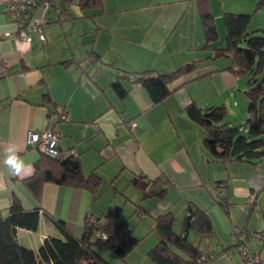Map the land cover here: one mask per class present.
<instances>
[{"label": "crops", "instance_id": "0c3cea01", "mask_svg": "<svg viewBox=\"0 0 264 264\" xmlns=\"http://www.w3.org/2000/svg\"><path fill=\"white\" fill-rule=\"evenodd\" d=\"M8 1L0 0V210L7 213L13 197L26 209L39 206L44 210L35 230L19 229V240L24 237L22 243L37 249L45 235L60 233L54 219H62L71 233L80 235L87 215L98 217L110 209L107 204L99 210L97 204L105 181L108 187L114 186L116 179L124 176L128 181L125 187L130 184L137 189V197L127 194L125 199V203L136 205L137 216L147 215L154 223L157 214L171 212L175 231L185 217L186 202L194 201L206 210L214 232L213 207L225 237L192 230L188 236L201 251L212 254L202 264H245L232 230L229 235L227 230L236 226L264 229V211L261 217L252 214L256 188L264 184V161L257 165L237 160L223 163L212 157L204 144L203 129L189 118L185 106L190 102L202 108L213 105V96L223 95L237 82L231 71L223 69L226 64L201 65V58L213 53L211 49L201 51L207 48L201 8L208 7L217 32L225 36L224 12L249 13V26L264 29V0H101L97 6L53 0L46 8L41 4L32 8V17L41 23L45 38L33 32L30 41L18 38ZM223 44L221 38L218 46ZM93 52L99 57L84 65ZM192 60H198L194 75L160 103H151L138 82L122 81L127 91L123 98L110 86L120 70L168 72ZM226 95L229 101L231 93ZM43 128L57 132L60 157L75 154L85 175L94 171L102 178L97 196L84 188L53 182L41 185L39 198L27 189L23 181L33 173L39 150L27 146L26 134ZM9 143L15 144L19 155L31 165L20 176L10 175L3 164ZM237 170L250 173L247 178L232 180L242 193L249 194L246 212L244 208L229 211L230 177ZM137 174L170 181L163 195L153 194L160 199L148 201L155 203L149 210L141 204L149 196H143L131 182ZM218 180L225 186L215 192ZM204 183L210 187V198L203 191L202 200ZM115 186L114 196L118 192ZM163 186L159 181L156 189ZM219 189L226 194V210L214 200ZM251 193L254 198L249 197ZM117 206L121 208L122 202L112 207ZM150 228L143 237L153 225ZM248 248L264 252V243L251 240Z\"/></svg>", "mask_w": 264, "mask_h": 264}, {"label": "trees", "instance_id": "16d2710c", "mask_svg": "<svg viewBox=\"0 0 264 264\" xmlns=\"http://www.w3.org/2000/svg\"><path fill=\"white\" fill-rule=\"evenodd\" d=\"M78 2L81 6H97L101 0ZM250 17L249 13L224 12V44L220 47L212 46L218 38L214 16L208 7L201 8L204 46L213 51L212 55L204 57L225 56L230 64L223 69L235 75L248 74L249 87L245 91L248 116L242 128L222 122L225 115L224 104L202 108L195 102H190L185 106L189 118L200 125L205 133L204 144L208 153L223 163L237 160L257 165L264 161V29L250 27ZM98 57L93 52L84 65ZM197 61L182 63L168 72L120 70L110 86L118 98H123L127 91L122 81L138 82L147 91L151 103H160L184 84L187 77L194 75ZM258 73L262 74L260 78L257 77ZM33 168V173L24 178L23 182L37 198L40 197L44 182L84 188L95 197L102 181L94 171L85 175L75 154L60 157L59 153L49 156L39 151V158L34 162ZM159 181L164 186L156 189ZM131 182L141 189L143 196H161L170 184L167 178H149L141 174L132 177ZM215 186L224 187L225 182L218 180ZM221 190L213 197L226 210L228 201ZM42 212L44 210L39 206L24 208L15 197L12 198L7 213L3 214L0 210V264H113L110 258L125 260L141 240L132 234L127 219L121 216V208L117 206L98 217L87 215L78 236L67 229L62 219H54L60 233L45 235L37 249H34L19 240L18 232L20 228L35 230ZM174 220L175 216L171 212L159 213L154 217L153 228L158 232L159 239L147 251L148 257L156 264H202L210 259L212 254L201 251L199 245L188 237L190 230L199 235L212 232L211 220L206 210L199 208L194 201H187L186 214L178 231L173 228ZM255 230L259 232L264 229ZM239 239L235 238L236 247L241 243ZM260 259L264 260V253Z\"/></svg>", "mask_w": 264, "mask_h": 264}, {"label": "rangeland", "instance_id": "374dc122", "mask_svg": "<svg viewBox=\"0 0 264 264\" xmlns=\"http://www.w3.org/2000/svg\"><path fill=\"white\" fill-rule=\"evenodd\" d=\"M221 38H224V33L221 34L218 32V38L215 41L214 44H212V46H218V42L219 40L221 41ZM203 46H201L202 48ZM210 49L205 48L202 49L201 51H206L207 53L209 52ZM205 62H212L213 64H215L216 66H222V65H229L230 64V60L228 58H226L225 56L222 57H211V58H204L203 60H201V65L204 64ZM223 66V67H226ZM236 78V86L232 87L231 89H228V93H231V98L229 99V101H227L226 98V94L227 92H225L223 95H215L213 97H215V100H212L211 103H213L214 105H220L221 103L224 102L225 104V115L223 116L222 122L223 123H229L231 125H236V126H240L242 128V124L244 123L245 119L248 116V99L246 96L245 91L248 89V74H241V75H235L233 74ZM261 73L257 74V77H261ZM211 104H208L207 106H210ZM206 107V106H205ZM202 138V136H201ZM205 171H207L206 169H204ZM254 171H257V169H255ZM250 173H247L246 170H241L239 172V170H237V174L236 175H231L230 177V200H231V204L229 205V211L233 212V210L237 209H241L244 210L243 211H247L249 209V207H246V205H250V203L247 201L248 199V195L247 193H242L239 190V186L236 185V183H232V180L234 178L237 179V177H249ZM124 176H121L120 178H117L115 181L114 186L117 184V186H115L118 192H116V195L114 196L113 193V187L114 186H110L108 187V185L105 184L103 185V187L100 188V194H99V199L100 201L97 202L98 206H99V210L102 207V210H104L105 205L109 204L108 208H111L113 205H116V203H120L122 202V207H121V216L125 217L126 219H128V223L130 228L132 229V234L136 237H142L143 239H141V243H139V245L133 250L131 251V253H129V255H127L126 260H121L119 258H110V260L113 262V264H154L153 261L147 256L146 251L149 250L152 246L155 245L156 241H158L159 238L156 239V237H159L158 232L156 231V229L152 228V231L145 237H143L145 235V233H147L152 227L153 225V221H151V219L149 218V216L144 215L143 217L139 218L137 216V214L134 212L133 208L136 206L134 205V203L131 204H127L125 203V199L127 197V194H131L135 197L138 196L137 193V189H135L132 185H128V187H125L126 184L128 183L127 180L123 179ZM237 183H240V181H238ZM205 184V183H204ZM124 186V187H123ZM205 186V187H204ZM202 185V192H201V199L203 200L205 198V196L208 195L209 196V190L208 188H210L209 186H207L208 188H206V184ZM234 186V188H233ZM212 188V186H211ZM216 186L213 187V190L216 192ZM211 189V191H213ZM206 194L204 196V193ZM218 192V191H217ZM257 192V197L255 199V203H254V209L255 211H253V216H258L261 217V212L264 211V184L261 183V185L259 184V187L256 188ZM212 195V194H211ZM132 196V197H133ZM253 196H255V193H251V198H254ZM212 197V196H211ZM156 197L155 195L149 196L148 198H144L141 200V204L144 205V207L149 210L150 208L153 207V205H155V203H148V201L151 202V200H155ZM160 199V198H159ZM156 199V200H159ZM122 200V201H120ZM124 200V201H123ZM120 201V202H119ZM209 201V200H208ZM247 201V202H246ZM104 205V206H103ZM147 205V206H145ZM214 212V208H211L210 211V217L212 216V220L214 222V232L212 231V234L214 237H216L217 235L221 236L222 239L225 237L224 235V227L221 224V222L219 221V218L213 213ZM240 212V211H239ZM238 212V214H239ZM132 213V214H131ZM223 216H226V214L224 215V212L222 213ZM240 215V214H239ZM176 228V226H174ZM218 228V231H217ZM237 228H240L241 230H243L244 232H242L241 234H243L247 240L246 242H249L251 240H258L261 241L262 243H264V230L262 231H258L257 230H251V231H246L245 228H241L239 226L233 227L231 229H229V231L227 230V235L230 234L231 230H232V234L233 237L236 238V236H238L239 234H237L236 232L239 230ZM240 231V230H239ZM257 234H258V238H257ZM36 236V235H35ZM21 241L23 239H25L24 237H20ZM152 241V242H151ZM152 243V244H151ZM248 244V243H247ZM236 247V246H235ZM245 248L246 250H248L250 252V254H258L259 256L262 255V250L260 249H256L254 251H250L248 246H246L245 244ZM241 250V249H240Z\"/></svg>", "mask_w": 264, "mask_h": 264}, {"label": "built area", "instance_id": "2783aa9c", "mask_svg": "<svg viewBox=\"0 0 264 264\" xmlns=\"http://www.w3.org/2000/svg\"><path fill=\"white\" fill-rule=\"evenodd\" d=\"M53 0H9L8 1V14L11 20L17 27V36L24 41L31 40V34L36 32L40 39H44L41 23L32 17V8L37 4H41L44 8L49 6ZM58 134L52 128H43L36 130H29L26 134L27 146L44 152L49 156H55L59 153L57 148ZM239 229V228H237ZM240 230V231H239ZM236 233L239 234L240 242L238 251L245 264H264V260H261V255L250 254L245 248L247 238L241 234L244 232L239 229ZM259 233V232H258ZM258 238V234H257ZM259 239V238H258ZM239 242V241H238ZM241 249V250H240Z\"/></svg>", "mask_w": 264, "mask_h": 264}, {"label": "clouds", "instance_id": "9594fccd", "mask_svg": "<svg viewBox=\"0 0 264 264\" xmlns=\"http://www.w3.org/2000/svg\"><path fill=\"white\" fill-rule=\"evenodd\" d=\"M4 166L12 176H20L26 168L31 167L25 159L19 155L15 144L9 143L4 149Z\"/></svg>", "mask_w": 264, "mask_h": 264}]
</instances>
